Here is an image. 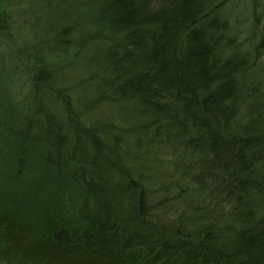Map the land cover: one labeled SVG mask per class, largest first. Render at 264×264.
<instances>
[{
    "label": "trees",
    "instance_id": "obj_1",
    "mask_svg": "<svg viewBox=\"0 0 264 264\" xmlns=\"http://www.w3.org/2000/svg\"><path fill=\"white\" fill-rule=\"evenodd\" d=\"M263 1L0 0V166L80 219L0 185V264H264Z\"/></svg>",
    "mask_w": 264,
    "mask_h": 264
},
{
    "label": "rangeland",
    "instance_id": "obj_2",
    "mask_svg": "<svg viewBox=\"0 0 264 264\" xmlns=\"http://www.w3.org/2000/svg\"><path fill=\"white\" fill-rule=\"evenodd\" d=\"M259 1L261 3L263 0ZM253 2L254 0H229L227 3L229 14L232 15L233 21L236 20L234 26L236 30L242 32V36L246 35L251 29L254 14L261 13V9L256 8ZM15 11L10 14L14 18L22 15L20 11H17V13ZM257 41L258 37H254L248 47L254 50L253 45ZM243 49L247 50V47ZM261 61H264V59H261ZM1 141H3L4 149L10 151L13 155L14 145L12 141L9 138H1ZM7 155L8 152L5 156ZM15 171L17 174L16 167L11 165L10 157L7 160L4 159V163L0 166L1 190L4 191V199L8 202L9 209L16 217L24 220L29 219L33 223L36 222L37 217L48 210L63 221L68 222L71 220L80 223V219L76 218L77 209L70 207V201L64 198L63 193H58L55 187L43 183L41 167L30 164L26 170L24 169V174L20 178L15 176Z\"/></svg>",
    "mask_w": 264,
    "mask_h": 264
}]
</instances>
